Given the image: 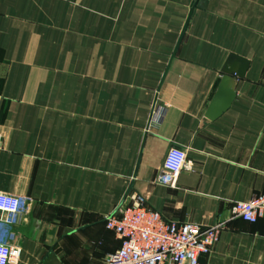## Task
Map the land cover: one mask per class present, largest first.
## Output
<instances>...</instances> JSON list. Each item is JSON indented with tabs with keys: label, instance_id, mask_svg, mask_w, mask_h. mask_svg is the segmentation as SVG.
Returning a JSON list of instances; mask_svg holds the SVG:
<instances>
[{
	"label": "crops",
	"instance_id": "obj_1",
	"mask_svg": "<svg viewBox=\"0 0 264 264\" xmlns=\"http://www.w3.org/2000/svg\"><path fill=\"white\" fill-rule=\"evenodd\" d=\"M231 56L244 74L209 118ZM172 147L189 165L174 187ZM0 191L21 200L0 219L8 264H101L128 194L224 223L197 264H264V217L231 211L264 192V0H0Z\"/></svg>",
	"mask_w": 264,
	"mask_h": 264
},
{
	"label": "built area",
	"instance_id": "obj_2",
	"mask_svg": "<svg viewBox=\"0 0 264 264\" xmlns=\"http://www.w3.org/2000/svg\"><path fill=\"white\" fill-rule=\"evenodd\" d=\"M162 107L153 105L149 122L156 123ZM186 163L185 149L172 147L165 154V183L174 187ZM164 181V179H163ZM21 200L0 191V219L18 213ZM232 214L248 222L264 217V192L248 201H236ZM105 227L121 239L119 248L108 253L101 264H197L200 254H209L224 223L217 221L203 227L192 222L165 220L159 211L145 205L139 194H128L104 217ZM18 250V249H17ZM16 249L0 241V264H8Z\"/></svg>",
	"mask_w": 264,
	"mask_h": 264
},
{
	"label": "water",
	"instance_id": "obj_3",
	"mask_svg": "<svg viewBox=\"0 0 264 264\" xmlns=\"http://www.w3.org/2000/svg\"><path fill=\"white\" fill-rule=\"evenodd\" d=\"M234 61H238V65L235 64ZM245 66L246 61L240 58H232V56L228 58L227 62L221 69L220 83L209 105L207 113L209 118L217 117L222 111L229 107L235 95L234 88L237 78L243 76Z\"/></svg>",
	"mask_w": 264,
	"mask_h": 264
}]
</instances>
